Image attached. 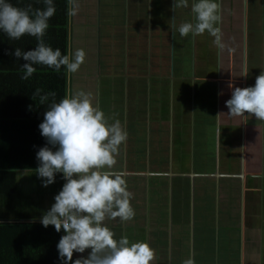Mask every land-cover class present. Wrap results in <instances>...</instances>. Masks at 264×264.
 <instances>
[{
    "label": "crops",
    "instance_id": "obj_1",
    "mask_svg": "<svg viewBox=\"0 0 264 264\" xmlns=\"http://www.w3.org/2000/svg\"><path fill=\"white\" fill-rule=\"evenodd\" d=\"M263 1L218 0L219 44L207 32L180 36L193 0L175 12L173 0H78L68 16L66 54L83 49L86 57L66 71L65 95L90 94L128 133L112 170L126 179L135 216L104 223L116 239L147 242L150 264H264V121L230 117L225 106L229 82L254 86L264 71ZM20 139L7 154L15 145L21 152L12 154L31 163L37 152H23ZM59 190L45 187V212Z\"/></svg>",
    "mask_w": 264,
    "mask_h": 264
},
{
    "label": "clouds",
    "instance_id": "obj_2",
    "mask_svg": "<svg viewBox=\"0 0 264 264\" xmlns=\"http://www.w3.org/2000/svg\"><path fill=\"white\" fill-rule=\"evenodd\" d=\"M67 3V15L76 16L78 0H67ZM43 4L44 8H34L32 4L21 7L9 0H0V31L11 40L28 35L37 41L31 50L17 47L12 53L26 62L20 66L22 80H28L37 71L34 65L57 72L64 67L72 74L85 61L83 49L62 54L59 48L53 49L45 42L49 20L55 15L56 8L53 0H43ZM181 7H189V0H173L174 12ZM191 13L194 19L180 24V36L207 32L214 38L213 43L219 44L221 15L218 0H193ZM171 22L175 25V16ZM228 88L231 90V98L225 102L228 116L246 119L251 115L264 121V71L256 77L254 86L240 88L229 82ZM37 97L41 105L47 103L39 125L47 143L36 153L38 167L35 173L43 187L55 183L57 173L65 180L54 197V204L39 217L43 227L54 226L57 233L61 230L65 233L57 244L59 259L63 264H150L156 254L147 242L130 241L127 235L116 239L115 233L104 223L106 219L117 218L126 223L135 216L131 204L133 194L128 191L126 179L122 173L112 170L115 155L128 138L121 121L116 119L110 123L105 112L84 91L69 92L57 102L55 92L42 94L37 88L32 99ZM35 220L33 218V222ZM87 249H90L87 257L73 260L74 253H84ZM183 264H195V261L189 258Z\"/></svg>",
    "mask_w": 264,
    "mask_h": 264
},
{
    "label": "trees",
    "instance_id": "obj_3",
    "mask_svg": "<svg viewBox=\"0 0 264 264\" xmlns=\"http://www.w3.org/2000/svg\"><path fill=\"white\" fill-rule=\"evenodd\" d=\"M9 2L21 7L32 4L34 8H44L43 0ZM53 2L56 12L49 20L50 26L44 40L53 49L59 48L62 54H66L67 0ZM36 44V39L31 36L11 40L0 31V264H63L57 250L61 234L53 233V238L48 237L50 234L45 233V227L39 222V217L45 212L42 206L45 202V187L35 173L38 167L36 155L29 158L31 163L26 164L24 158L22 162L17 154H12L21 152L16 151L17 146L13 145L14 151L7 154L12 146L10 143L20 142V138L25 141L23 152H37L46 145L39 125L43 121L47 103L41 105L38 97L32 99L35 90L41 89L42 94L55 92L57 102L65 95L64 67L57 72L43 65H34L37 71L32 77L28 80L21 79L23 71L20 66L26 62L17 59L12 53L17 47L27 51ZM13 125L21 128L22 133L15 135L12 132ZM12 136L13 140L10 141ZM26 171L28 174L22 177V173ZM20 180L21 188L15 187ZM55 181V185H60L61 190V173L56 174ZM26 185L28 188L23 187ZM26 195L37 198L32 199L25 197ZM21 197L22 200L19 199ZM33 218H36L35 222Z\"/></svg>",
    "mask_w": 264,
    "mask_h": 264
},
{
    "label": "rangeland",
    "instance_id": "obj_4",
    "mask_svg": "<svg viewBox=\"0 0 264 264\" xmlns=\"http://www.w3.org/2000/svg\"><path fill=\"white\" fill-rule=\"evenodd\" d=\"M257 2H258V0H257ZM263 15H264V1H263V13H259V21H264Z\"/></svg>",
    "mask_w": 264,
    "mask_h": 264
}]
</instances>
